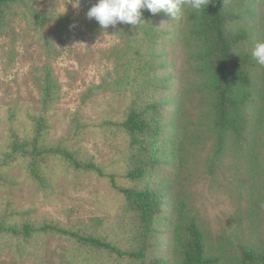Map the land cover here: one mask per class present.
<instances>
[{"label": "trees", "instance_id": "trees-1", "mask_svg": "<svg viewBox=\"0 0 264 264\" xmlns=\"http://www.w3.org/2000/svg\"><path fill=\"white\" fill-rule=\"evenodd\" d=\"M59 0H0V39L43 46L45 63L32 67L39 109L20 133L19 96L2 97L8 143L0 171L21 160L27 177L46 186L53 162L107 177L122 196L115 217L98 226L39 222L12 211L0 217V259L11 264H264V32L256 0H90L108 8L117 42L103 49L107 70L82 101L125 95L124 115L106 119L125 136L123 184L81 158L67 139L48 141L49 113L60 101L53 68L57 49L48 10ZM48 6V7H47ZM24 16L25 25L19 20ZM17 26L21 27L19 31ZM31 39V40H30ZM183 48L180 83L168 71L166 45ZM27 107V106H26ZM28 109V107H27ZM29 110V109H28ZM73 134H83L80 119ZM216 180L232 159L233 180L222 181L234 210L214 235L195 205L200 156Z\"/></svg>", "mask_w": 264, "mask_h": 264}, {"label": "rangeland", "instance_id": "rangeland-1", "mask_svg": "<svg viewBox=\"0 0 264 264\" xmlns=\"http://www.w3.org/2000/svg\"><path fill=\"white\" fill-rule=\"evenodd\" d=\"M48 7V6H47ZM256 10V22L264 32V0H256L252 9ZM48 10L61 15L63 28L52 23L48 29L58 56L53 68L61 82L60 101L49 113L48 141L70 140L75 152L85 160H91L112 174L118 184H123L125 163L122 151L126 144L124 135L117 133L103 121L124 115L127 106L125 95L102 93L82 101L88 87L100 80L107 70V55L101 51L117 42L108 8L90 0H59ZM20 24L24 23L21 14ZM20 31L21 27L17 26ZM31 40V39H30ZM30 45L20 37L12 40L0 39V156L8 139V119L5 108L1 107L2 97L19 96L22 101L17 127L20 133L30 131L28 115L37 113L39 102L36 85L29 78L35 65H43V46L31 40ZM168 71L180 83V69L183 61V48L177 40L166 45ZM28 109H27V107ZM80 119L83 134H73V121ZM200 156L195 171V205L208 220L214 235L226 228L234 207L229 197V188L222 181L233 180L232 159L226 158L221 177L211 180L204 172ZM54 174L46 186L31 181L26 173L25 161H15L0 171V217L12 211L25 215L26 220L39 222L52 220L62 223H79L102 228L103 223L117 214L122 196L112 187L107 177L79 171L63 163L53 162ZM0 264L4 263L2 258Z\"/></svg>", "mask_w": 264, "mask_h": 264}]
</instances>
